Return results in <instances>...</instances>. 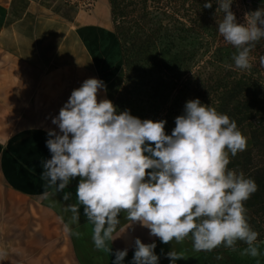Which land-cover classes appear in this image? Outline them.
Segmentation results:
<instances>
[{"label":"clouds","instance_id":"9594fccd","mask_svg":"<svg viewBox=\"0 0 264 264\" xmlns=\"http://www.w3.org/2000/svg\"><path fill=\"white\" fill-rule=\"evenodd\" d=\"M214 2L223 13L218 34L235 49V68L250 70L251 52L264 39V8L245 13L240 23L233 0H206L203 7L212 8ZM101 89L106 90L102 80L85 79L52 118L58 131H48L51 158L42 162L41 179L53 191L45 190L43 197L63 193L62 199L70 200L72 193L64 190L78 179L77 202L64 209L71 213L64 231L80 235L70 225L79 223L82 208L94 247L114 255L112 264H123L128 252L109 247L126 232L116 235L121 213L129 227L139 224L164 244L191 237L193 250L200 252L221 246L235 251L242 242L241 255L259 257V233L245 206L258 186L228 167L230 156L247 148L236 121L196 98L185 103L167 134L166 120L118 112L111 100L98 99ZM134 246L132 264H159L155 242L137 237ZM5 255L0 252V259ZM166 256L170 264L183 259L172 249Z\"/></svg>","mask_w":264,"mask_h":264},{"label":"crops","instance_id":"0c3cea01","mask_svg":"<svg viewBox=\"0 0 264 264\" xmlns=\"http://www.w3.org/2000/svg\"><path fill=\"white\" fill-rule=\"evenodd\" d=\"M89 1L94 6L87 10ZM2 20L0 236L10 237L16 246L10 244V249L23 253L19 264H112L114 255L94 247L92 225L82 208L79 223L70 225L80 235L64 231L71 217L64 209L77 202L78 179L64 190L72 193L68 201L63 193L44 198L45 190H53L41 179L42 162L51 158L48 131H58L52 118L71 92L85 79L98 78L106 85L98 99L110 100L116 79L100 70L116 39L109 0H8ZM124 216L116 235L126 232L109 244L113 252L128 249L123 264H132L137 237L146 244L155 242L159 264H170L166 254L171 249L183 257L176 264H189V241L164 244L139 224L129 227Z\"/></svg>","mask_w":264,"mask_h":264},{"label":"trees","instance_id":"16d2710c","mask_svg":"<svg viewBox=\"0 0 264 264\" xmlns=\"http://www.w3.org/2000/svg\"><path fill=\"white\" fill-rule=\"evenodd\" d=\"M205 2L109 0L123 61L118 78L126 79L128 101L140 119L166 120L167 134L175 127V118L183 114L185 103L196 98L234 119L241 132L248 129L253 134L260 92L250 75L235 68L231 58L235 49L226 50L219 42L217 24L223 13L215 2L212 8H204ZM248 93H252L249 100ZM252 142L249 149L230 156L228 167L243 172L258 186L245 206L260 245L264 242V161L257 159L255 149L260 144L254 135ZM242 247L246 245L238 243L237 248ZM222 248L201 252L216 253Z\"/></svg>","mask_w":264,"mask_h":264},{"label":"rangeland","instance_id":"374dc122","mask_svg":"<svg viewBox=\"0 0 264 264\" xmlns=\"http://www.w3.org/2000/svg\"><path fill=\"white\" fill-rule=\"evenodd\" d=\"M64 1L75 2L77 0ZM7 2L8 0H0V28L2 26V19L5 14ZM260 7L264 8V0H233L232 11L235 13L238 22L243 23L245 13L254 11ZM219 42L226 50H229L231 47V45L227 44L220 35ZM118 45L119 44L115 39L113 51L110 53V55H108L109 59L107 61H103L100 70L103 74L108 75L107 77H109V80L114 78L116 79L115 82L110 86V100L114 103V105L117 106V111L120 112L127 109L132 115L139 117L136 107L128 101L129 94L127 90L126 79L124 80L120 79V77L118 78L123 68L122 55ZM262 56H264V39L258 42L251 52L252 68L250 70H241V73L248 74L254 79L255 83L257 84V91L260 92L258 101L255 104V106L258 107L260 111L258 112L257 119L253 123L256 132L251 134L250 130L247 129L242 131V134L247 138L246 150L251 147L253 143L252 135H254L260 144V146L255 149L257 159L264 161V146L262 145L264 144V65L260 63V58ZM246 98L248 100L251 99L252 93L246 94ZM186 240L190 242V250H193L190 237ZM10 244H13V246L16 247L14 245V241L12 240L11 242L10 237L0 236V248L2 249L0 252L6 254L3 259H0V261L3 264H19L18 259L23 253L12 251L10 249L12 247H10ZM259 246L261 255L256 258L241 255V251L244 247L237 248L235 251L223 247L219 252L208 254L193 250V253L190 252L189 264H264V242ZM36 255L38 256L39 253ZM35 262L37 261L35 260Z\"/></svg>","mask_w":264,"mask_h":264},{"label":"built area","instance_id":"2783aa9c","mask_svg":"<svg viewBox=\"0 0 264 264\" xmlns=\"http://www.w3.org/2000/svg\"><path fill=\"white\" fill-rule=\"evenodd\" d=\"M93 6H94V3L92 2V1H89L88 3H86V9L87 10H90V9H92L93 8Z\"/></svg>","mask_w":264,"mask_h":264}]
</instances>
